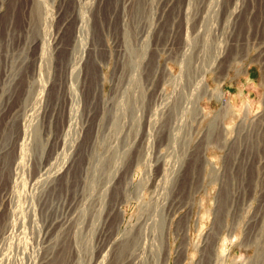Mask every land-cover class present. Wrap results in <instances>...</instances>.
<instances>
[{
  "label": "rangeland",
  "instance_id": "1",
  "mask_svg": "<svg viewBox=\"0 0 264 264\" xmlns=\"http://www.w3.org/2000/svg\"><path fill=\"white\" fill-rule=\"evenodd\" d=\"M0 264H264V0H0Z\"/></svg>",
  "mask_w": 264,
  "mask_h": 264
}]
</instances>
